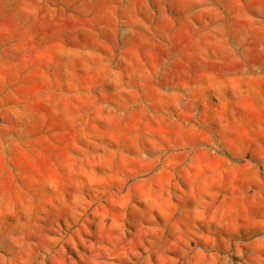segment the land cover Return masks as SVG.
Returning <instances> with one entry per match:
<instances>
[{
    "label": "rangeland",
    "instance_id": "obj_1",
    "mask_svg": "<svg viewBox=\"0 0 264 264\" xmlns=\"http://www.w3.org/2000/svg\"><path fill=\"white\" fill-rule=\"evenodd\" d=\"M0 264H264V0H0Z\"/></svg>",
    "mask_w": 264,
    "mask_h": 264
}]
</instances>
